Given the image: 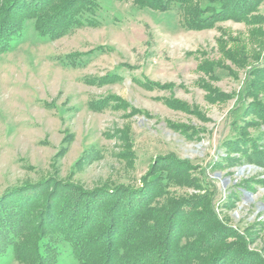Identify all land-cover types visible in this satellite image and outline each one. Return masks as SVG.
I'll use <instances>...</instances> for the list:
<instances>
[{
  "label": "rangeland",
  "instance_id": "374dc122",
  "mask_svg": "<svg viewBox=\"0 0 264 264\" xmlns=\"http://www.w3.org/2000/svg\"><path fill=\"white\" fill-rule=\"evenodd\" d=\"M204 2L159 12L99 0L93 24L54 40L27 21L0 52V196L55 178L86 190L133 185L169 155L206 171L216 212L264 260V166L228 164L223 144L238 118L264 147V1L193 30L187 23ZM109 74L118 78L100 83ZM50 240L60 254L47 264H78L68 244ZM0 264L36 263L8 248Z\"/></svg>",
  "mask_w": 264,
  "mask_h": 264
},
{
  "label": "trees",
  "instance_id": "16d2710c",
  "mask_svg": "<svg viewBox=\"0 0 264 264\" xmlns=\"http://www.w3.org/2000/svg\"><path fill=\"white\" fill-rule=\"evenodd\" d=\"M133 1L139 9L166 12L175 7L184 11L194 0ZM263 1L205 0L187 24L193 30L208 29L248 14L250 4L255 8ZM97 9L99 0H0V52H8L22 37L27 21L34 22L40 36L54 40L93 24L90 16ZM259 70L264 78V64ZM117 78L109 74L100 83ZM241 122H233V132L223 143L224 160L263 167L264 147L254 143ZM170 157H154L133 185L86 190L55 178L6 191L0 196V261L11 248L17 257L47 264L49 257L60 254L52 235L59 245L71 247L78 264H264L249 248V239L216 212L217 187L206 171L197 174L188 162ZM176 187L204 191L177 197ZM233 190L237 199L242 197L241 190Z\"/></svg>",
  "mask_w": 264,
  "mask_h": 264
}]
</instances>
